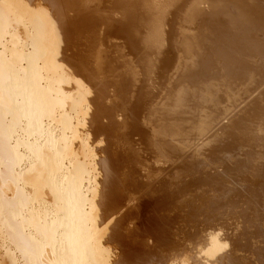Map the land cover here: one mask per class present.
I'll list each match as a JSON object with an SVG mask.
<instances>
[{
	"label": "bare ground",
	"instance_id": "obj_1",
	"mask_svg": "<svg viewBox=\"0 0 264 264\" xmlns=\"http://www.w3.org/2000/svg\"><path fill=\"white\" fill-rule=\"evenodd\" d=\"M0 264H264V0H0Z\"/></svg>",
	"mask_w": 264,
	"mask_h": 264
}]
</instances>
